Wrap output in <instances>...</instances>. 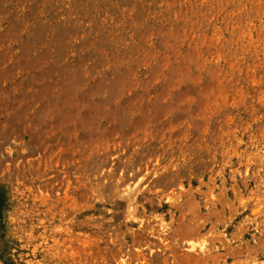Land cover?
<instances>
[{
	"label": "rangeland",
	"instance_id": "rangeland-1",
	"mask_svg": "<svg viewBox=\"0 0 264 264\" xmlns=\"http://www.w3.org/2000/svg\"><path fill=\"white\" fill-rule=\"evenodd\" d=\"M0 264H264V0H0Z\"/></svg>",
	"mask_w": 264,
	"mask_h": 264
}]
</instances>
